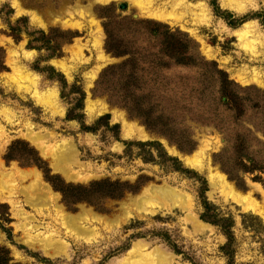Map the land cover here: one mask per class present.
I'll use <instances>...</instances> for the list:
<instances>
[{
  "label": "rangeland",
  "instance_id": "obj_1",
  "mask_svg": "<svg viewBox=\"0 0 264 264\" xmlns=\"http://www.w3.org/2000/svg\"><path fill=\"white\" fill-rule=\"evenodd\" d=\"M139 1L154 9L175 1L180 6L168 10L176 15V22L142 13L129 0L109 4L0 0V48L5 51L6 66L0 71V172L18 168L28 174L6 186L0 176V194L5 193V198L0 197V247L8 249L13 262L20 264H119L131 258L137 243L145 254L161 248L174 264H264V154L257 159L263 168L249 173L241 170L243 163L233 161L232 149L225 151L234 139L243 137L251 150L264 152L260 116L254 111L239 116L225 106L217 107L220 82L214 77L208 83L212 90L205 86L204 103L197 99L191 103L189 90L181 96L184 80L191 82L195 70L171 69L168 87L160 82H134L130 75L135 70L133 63L109 71L130 57H115L107 51L105 31L108 24L123 42L121 51L131 55L142 48L147 52L156 43L133 36L130 19L167 24L187 33L197 43V53L215 61L238 85L264 90L256 80H264V0ZM19 6L24 10L21 13ZM244 17L245 22H238ZM96 42L102 43V51ZM58 61L67 65L69 73ZM140 65L142 74L149 73L148 65ZM130 87L132 98L126 95ZM89 107L94 108L93 114ZM144 109L153 110L149 121L160 131L147 127ZM107 115L110 118L103 119ZM122 117L149 136L124 138ZM29 133L43 137L48 155L31 143ZM17 142L31 146L51 174L66 183L88 187L110 181L123 187L96 188L92 196L80 195L90 197L89 202L67 204L43 170L27 165L23 146L15 147L7 158ZM68 144L74 145L76 156L64 162L76 180L67 179L52 166ZM185 156H196L204 168L188 166ZM207 167L222 173L231 187L222 184L214 189ZM225 171L232 172V179ZM35 172L51 188L49 196L54 195L56 203L31 204L29 199L35 201L44 192L36 189ZM151 186L168 187L184 202L160 198L139 210L137 198ZM247 201L256 210L245 206ZM206 202L212 206L211 222L233 218L232 225L225 223L232 240L221 226L202 219ZM59 206L71 216L85 212L81 227L91 235L71 231ZM33 239L43 241L32 247L28 240ZM47 242L58 249L54 257L42 248Z\"/></svg>",
  "mask_w": 264,
  "mask_h": 264
},
{
  "label": "trees",
  "instance_id": "obj_2",
  "mask_svg": "<svg viewBox=\"0 0 264 264\" xmlns=\"http://www.w3.org/2000/svg\"><path fill=\"white\" fill-rule=\"evenodd\" d=\"M246 19L247 18L244 17L241 20L237 21L243 23ZM129 22L130 25L134 28V32L136 33L133 34V36H139L140 40H143V42L146 37L145 42H154L156 43V45L146 48L147 52H144L145 49L142 48L141 51L130 55L129 52L121 51V49L123 48V42L116 37L115 32L110 28L108 24L105 25V31L107 33V51L109 53H112L115 57H130L125 62V64H123V66L110 67L109 71L114 70L115 68L125 67L133 63L135 65V70L130 73V75L132 76L134 82H138L139 80H142L143 84H150L152 82H155L154 84H156L157 82H160L165 85V87H168L170 82L168 74L171 69L195 70L197 71L195 72L196 77H192L193 80L191 82H189L188 80H184L181 96L184 91L189 90L190 99L193 98L191 103L194 99H197L198 103H204L206 100L205 86L209 87V89L212 90L211 85H208V83L211 82L212 77H214L217 82H220L219 99L216 100L217 107L225 106L227 107L228 111L234 114H238L239 116L245 115L249 111H254L257 115L260 116L258 121L264 125V90H258L257 88L249 87L244 88L238 85L235 81L231 80L228 73L220 69L219 65L215 61H208L199 53H197V43L192 38H190L187 33H184L179 29H173L167 24L152 20L130 19ZM54 31L58 32L59 30ZM60 32L64 34H70V32ZM42 34L44 33L42 32ZM134 39L135 38H133V40ZM48 43L50 44V39ZM140 63H144L145 66L148 65L149 73L142 74V65H140ZM5 69V51L0 48V71H4ZM109 71H106L104 75L109 73ZM199 74H202L204 78L201 79L202 76L200 78L197 77ZM161 78L165 80H161ZM213 84L215 85L216 83L213 82ZM130 88L132 89H130V91H127L126 95L127 97L132 98L134 91H132L133 87ZM179 101L181 100L179 99ZM152 113L153 110H145V113L143 114L145 116V124L150 129L160 131L161 129H156L151 125L149 121L150 118H152ZM105 118L106 120H108L110 116L107 115L106 117H103V119ZM255 124L257 125V122L254 123V125ZM228 144L230 145V141H228ZM18 146H23L25 148L26 156L28 159L27 165H35L43 170L45 172L46 180L53 185L56 191L60 192L63 195V199L67 202V204L69 203L71 205H74L81 201L89 202L91 199H89L90 197L87 196H92L93 190L96 188L101 191L102 188L108 186L115 189L123 187V184L119 182L111 183L110 181L94 182L88 187L66 183L60 176L52 175L47 164L42 159H40L37 156V152L26 143H15L9 149L7 158L10 153H13V151H15V147ZM249 146L250 143H247V141L243 137H240L234 139V142L231 143V146L227 145L225 151H230L232 149V154H234L233 161L244 164V167H242L241 170L253 173L255 168H263V166L259 165L261 163H258L257 159L260 155L264 154V152L262 150L258 151V149L256 148L251 150ZM244 161H247L248 163L246 164L244 163ZM248 165L251 166L249 167ZM225 172H227L230 179H232V172ZM83 192L88 195H83V197H80ZM105 196L110 197L109 195ZM211 207L212 206L209 203H205V209L207 211L202 215V219L207 222H211V220H209V218L212 216L210 215V210H212ZM255 218L257 219V217ZM226 222H230V225L234 223L232 217L228 220L220 218L218 222L213 221L211 223L221 226L222 231L225 233V235L232 240L231 233L228 231L229 227L225 225ZM229 245L230 244H228L227 247ZM0 264L20 263H14L12 257L10 256V251L4 247H0Z\"/></svg>",
  "mask_w": 264,
  "mask_h": 264
},
{
  "label": "bare ground",
  "instance_id": "obj_3",
  "mask_svg": "<svg viewBox=\"0 0 264 264\" xmlns=\"http://www.w3.org/2000/svg\"><path fill=\"white\" fill-rule=\"evenodd\" d=\"M94 1L96 3H98V4L99 3L100 4H109L111 2L120 1V0H94ZM129 1H131L142 13H145V14H147V15L155 18V19H159L161 21L163 20V21H167V22H176V18H177L176 15L173 16V14H172L173 11L170 12L168 10V7H172L173 10H175L174 9L175 7L180 6V5H177L175 3V1L162 3L161 5H158V7L156 9L153 8L154 7L153 5H144L139 0H129ZM18 8H19L18 9V12L19 13H21L22 11H24L20 6ZM161 8H164V9H161ZM34 16L35 15H33L32 17L35 19ZM96 21H94L95 22V25H96ZM96 43H97V47L100 49V47L102 46V43H100V42H96ZM100 51H102V50L100 49ZM204 52L208 56L211 55V52L207 48H205ZM73 53H75V52H73ZM78 54H77V56H78ZM57 65L60 68H62L64 71H66L67 73H69V70L70 69L67 67V65L64 62L58 61L57 62ZM258 74H256V76ZM256 76H255V79H256ZM261 77H262V75H261ZM260 79H262V78H260ZM239 80H240V78H239ZM256 80H257L258 83L263 84V86H264V80L263 81H259L258 79H256ZM89 110H91V113L93 114L94 108L89 107ZM114 116H115L114 118H116V119H118V117H119L116 112H115V115ZM122 122H123V134H124V138H129L130 139L132 137H135V138H138V139H146L149 136V135L147 136V133L144 132V131H136L134 129L133 125L130 122L126 121L125 118H123V117H122ZM140 129H142V128H140ZM27 137H28V139L31 141V143L33 145H35L36 147H38L42 151V153L44 155H48L47 148L43 145V137L42 136L37 135V134L34 135L32 133H29L27 135ZM67 147H69V148H67L66 150H64L62 152V155L61 156H59V157H57V158L54 159L52 166H53V168L56 171L62 173V175L65 176L67 179H69V180H76L77 175L74 174V173H72V171H70L68 169V165L64 162L66 158H68L70 161L75 160L76 149H75L74 145H69L68 144ZM169 149H170V151H172V152L175 153V151L172 148H169ZM195 157L196 156H192V157H186L185 156L183 158L185 164H187L188 166H190L192 168H199V169L204 168V165L201 163L202 161L201 160L200 161L197 160ZM209 167H210V165H209ZM209 167H207V168H209ZM0 176H1V184H3V186H6L10 181H14L15 178H17V177H21V178L28 177V174H26L25 170L23 171V170H20L18 168H15V169H10L7 172L6 171L0 172ZM34 178H35L34 179L35 180L34 181V184L36 186V189L39 190L40 192H42V191H44V192L41 193V197L38 198V199H36L35 201L29 199V201L31 202V204L33 206H35V207H38V206L40 207L42 205H47V203L48 204L49 203H52V204L53 203H56V199L57 198L55 197L56 199H52L54 195L52 197L49 196V194L51 193V188L47 184H44L41 181L42 179H40V175H39L38 172H35L34 173ZM208 178H209L210 183L212 184V187L214 189L217 188V187H219L222 184H223V186L225 185L226 187L229 186V184L226 182L225 176L222 173H220L219 171H217V170H213V169L209 168V176H208ZM25 179H27V178H25ZM229 187H231V186H229ZM0 197L5 198V193H3L1 191ZM160 198L161 199L162 198L163 199L170 198V199L174 200V202H176V203H183L184 202L182 200L183 197L181 198V196L176 191H174V190H172V189H170L168 187H164V186L163 187L151 186L149 189H146V191L143 192V194L141 196H139V198H137V204H138L137 207H138L139 210H142L144 205H146L147 203H149L150 201H153V200H155L157 202V200L160 199ZM240 199H242V198H240ZM161 204H162V202H161ZM244 205L245 206H248V207H254L252 205V203L251 202H248V201ZM255 207H257V206L255 205ZM255 207H254V209H255ZM58 211L61 212V213H63L62 220H63L64 224L69 229H71V231L75 232L78 235H83V236H90L91 235V232H89L87 230H84L81 227V221H83L84 215L86 216L85 212H82V213H80L77 216H75V215H72L71 216V215H68V214H64V209L61 206H59ZM2 238H3V235L0 233V241H1ZM33 240H28V243L30 241H32V243H30V245H32V247H35L38 243L40 244L41 241H43V240H38V241L37 240H34L33 241ZM33 244H36V245H33ZM42 248L46 252V254H48L50 256H53V257H54V255L57 254V251H58V249L52 248L51 247V243H48V242H47V244L43 245ZM130 257L131 258L124 259L119 264H174L173 263V258L167 252H165L164 250H162L161 248H156V249H154V251L152 253H146L145 254L143 252L142 245L139 244V243H137L136 245H134V248L130 252ZM132 258H136V259L132 260Z\"/></svg>",
  "mask_w": 264,
  "mask_h": 264
}]
</instances>
